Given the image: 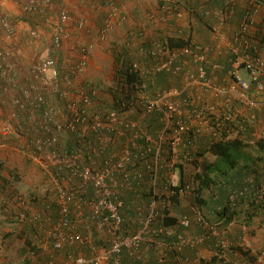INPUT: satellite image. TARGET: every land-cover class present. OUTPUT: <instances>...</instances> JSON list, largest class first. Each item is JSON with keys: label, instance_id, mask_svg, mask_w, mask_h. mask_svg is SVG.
<instances>
[{"label": "built area", "instance_id": "2783aa9c", "mask_svg": "<svg viewBox=\"0 0 264 264\" xmlns=\"http://www.w3.org/2000/svg\"><path fill=\"white\" fill-rule=\"evenodd\" d=\"M111 8L107 27H110V18L117 15L115 0H104ZM205 1V0H204ZM36 2H31L33 6ZM262 6L261 0H250L246 7L239 30L228 39L223 33L218 34L217 40L213 44L202 45L191 42L184 47H170L166 41L152 42L148 50L144 49L147 57L153 58L156 64L151 68H144L143 74L146 77L156 76L158 73H169L173 76H180L184 72L187 74V82L184 87L173 86L157 94L150 96L146 91H142L136 103L142 104L143 114L151 115L157 111L163 113L165 126L159 135V142L162 144L167 139V129L172 128L171 153L173 161L169 164L173 168L174 161L177 160L179 148L183 141V133L194 130L195 137L202 134L203 129L209 132L215 139L227 140L230 138H240L245 144L257 146V142L264 140V119H260V112L264 107V55L259 42L252 38L250 30L254 26L255 17ZM161 19L168 21L172 17L181 18L184 11L175 6H165L162 8ZM236 12L235 0H223L222 7L218 11V29L229 24ZM208 11H205L207 14ZM70 22V15L67 11L60 13L59 24L52 36L53 49L59 50L63 41L68 37L67 24ZM85 22L81 21L80 26ZM36 33L34 32L33 35ZM144 33L140 32L139 36ZM227 47L228 60L231 69L227 71L231 82L218 84L216 81V71L225 70L222 64L214 62L210 56L212 50L221 51L222 46ZM88 48L83 47L81 56L75 65H70L67 73L61 72L55 57L42 59L31 68V83L23 90L24 101L17 100L22 119L10 122L1 130L4 137L14 136L18 139L27 137L24 152L29 151L34 160H38L42 168L46 170V175L51 176L56 181L58 192V204L60 206L61 218L58 226L52 235L57 241L53 249L62 252L67 245L79 242L81 245H89L92 248V256L87 257L74 253H67V259L62 264H149V262L139 254L140 248L146 244L145 250L158 247V258L166 252L175 253L177 264L189 263L188 257H183L187 249L197 250L199 246L207 240H214L215 257L219 259L227 258V251L231 244L223 236L220 223L211 222L198 208H193V215H183L179 224L189 228L192 224H198L203 232L188 237L185 234H175L167 229L169 235L166 242L156 241V235L163 233L152 224L156 220L158 202L156 196V185L159 173V159L161 150H154L151 160H146L147 168L153 173L152 187L154 197L149 203V214L142 220V228L130 235L120 233L124 218L121 213L123 200L118 198L116 189L120 187H130L134 177L127 170L130 162L136 161L139 157L145 158L153 151L151 143L156 142L137 121L128 120L127 117L120 116L116 111H110L105 117L96 114L93 109L94 101L91 94L96 95L98 90L90 86L89 83H80L78 87H70L75 83L74 79L84 70L86 66ZM9 53L0 52V68L4 75H9L12 65L8 57ZM2 58V59H1ZM3 60V61H2ZM192 65L194 69H186ZM139 62L132 63L133 69L140 68ZM194 70V71H193ZM240 71L248 73V77ZM71 74L74 75L71 77ZM145 88L146 86L143 85ZM189 89H195L193 95L187 94ZM210 96L214 99L210 100ZM54 98V101L51 100ZM125 106V104H123ZM142 128V129H141ZM94 133L98 144L102 150L112 135L125 136L130 140L122 154H112L106 160L104 169L96 168L94 164L80 167L78 159L81 157V148H74L69 151L66 147L59 148L58 144L65 134H73L74 137L84 146H89L91 151L96 152V148L91 144L88 135ZM145 136L149 143L145 151L133 152L137 148V139ZM88 139V140H87ZM3 142L0 139V148ZM158 148V147H157ZM114 160L115 162L113 163ZM151 161V162H150ZM64 166L70 171V177L79 178L85 183L93 185V197L91 199L78 200L68 187L63 183L70 180L64 176L56 175L51 169L52 166L61 168ZM116 172L123 173V179L116 178ZM50 177V178H51ZM60 179V180H59ZM58 180V181H57ZM248 185L241 190H237L230 195V200L235 201L238 197H250L255 205L264 211V181L258 182L254 179L248 180ZM179 186V180L171 176L165 190L169 195L173 194L172 188ZM74 204L77 209V218L86 222V234L69 233L62 231L71 225L70 207ZM89 212L87 213V209ZM21 213V218L25 217ZM34 218H41L35 214ZM99 231L108 230L112 236L111 245L98 250L93 246V228ZM51 234V232H50ZM175 234V235H174ZM47 247V245H45ZM124 252L133 259L130 262H123ZM253 255V252H251ZM161 256V257H160ZM195 264H201L202 259L199 252H196L193 260ZM42 264H60L55 260H48ZM236 264H257L256 261H239Z\"/></svg>", "mask_w": 264, "mask_h": 264}, {"label": "crops", "instance_id": "0c3cea01", "mask_svg": "<svg viewBox=\"0 0 264 264\" xmlns=\"http://www.w3.org/2000/svg\"><path fill=\"white\" fill-rule=\"evenodd\" d=\"M32 1L36 4L30 6ZM261 1L262 6L255 17L250 34L261 44L264 55V0ZM115 2L117 15L110 18L111 25L107 27L111 8L104 0H0V52L9 53L8 57L4 56L3 59H9L12 65L7 76L0 68V132L8 123L22 119L16 101H24L23 90L32 81L31 68L42 59L50 56L55 57L58 68L61 72L67 73L70 70V65H75L78 62L82 48L87 47V63L84 70L74 79L75 83L66 86L77 88L81 82L92 84L98 88V97L109 102L111 87H114L117 71L121 69L122 65L121 62L116 61L118 51L125 48L131 60L139 62L143 68L147 69L154 66L156 61L147 57L144 49L148 50L154 41L163 42L172 35H182L184 32L190 33L188 36L193 42L202 45L213 44L214 40L219 39L218 34L220 33L230 39L239 30L242 15L250 0H235V15L229 24L221 29L217 28L219 25L218 11L222 7L223 0H115ZM170 5L181 8L184 11V16L181 18L172 17L168 21H163L161 19L164 14L162 8ZM64 10L70 15V22L67 24L68 37L64 39L59 50H54L52 36L59 24L60 13ZM206 10L207 14H205ZM81 21L85 22L84 26H80ZM34 32L35 35H33ZM140 32H143L144 35L139 36ZM210 56L214 62L226 67L225 70H218L215 73L218 84L231 82L230 75L227 73L231 69L227 47L223 45L221 51L212 50ZM186 69L192 70L194 67L189 65ZM240 72L242 75L245 73V71ZM73 76L71 74V77ZM186 82V72L181 74L179 79L174 80V84L180 87H184ZM194 93H196L195 89H189L185 95ZM51 100L54 101V98L51 97ZM210 100L214 99L210 96ZM94 107H96L95 104ZM125 117L128 120L137 121L143 127L148 124V118L151 116L131 111ZM260 119H264V107L260 112ZM207 136H209V132L203 129L196 144H205ZM26 138L18 139L11 135L4 137L0 133V139L3 142V146L0 148V162L3 163L2 175L6 179H14L16 174H20L19 168L29 178H26L25 185L15 184L14 187L21 191V187L24 186V189L28 191L26 195H36L43 201L46 195V193L44 195V190L53 184L50 183L48 186L43 183L44 181L38 182L32 178L37 174V171L31 167L35 160L29 153L21 150L25 146ZM111 145L113 149L118 150L117 148L120 147L123 148L120 150H124L130 145V140L125 136L113 135ZM161 147L162 144L158 142L157 149L161 150ZM262 157H264V153L258 151L253 159ZM41 169L43 168L41 167ZM251 169L249 174L243 170H239L237 176L233 174L235 175L232 179L235 182L234 185L240 187L249 178L258 182L264 181V162H258ZM193 170L194 168L190 167L188 172L191 173ZM172 176L174 177L175 174ZM23 179L24 177H22ZM226 194V189L222 190L219 187L211 188L205 192L203 198L209 206L205 207L203 212L212 221L221 222L215 212L222 210ZM4 199L5 194L0 189V264H22L24 246L17 247V245H21L20 242L23 241L14 234L25 229L26 224L17 223L13 210L4 207ZM26 200L29 202V199L26 198ZM193 201L194 196L192 195L183 197L181 203L183 208L178 210L180 217L188 214L191 210L190 213L193 212L194 207L191 206ZM245 208V204L244 208L241 206L240 213L229 226L222 228L223 236L227 238V241L241 249L247 247L243 240L247 244L249 243L250 247L253 242L252 246L256 247L260 244L256 240L264 239V214L257 215L248 221L246 213H244ZM183 232L188 237H194L203 232V229L194 223L189 229L185 228ZM8 235L12 236L6 238ZM229 238L232 241H229ZM215 248L214 240L210 239L199 246L197 250H185L182 256L190 259L189 263L185 264H195L193 260L197 251L202 259L201 264H208L215 256ZM250 252L258 256L257 250L252 248ZM61 255L60 261L64 263L65 256ZM227 258L231 264L246 261L243 254L237 250H228ZM262 258L264 259V257ZM263 259L257 257L256 263L264 264ZM35 261L36 258L33 259V263ZM215 264L222 263L217 261Z\"/></svg>", "mask_w": 264, "mask_h": 264}, {"label": "trees", "instance_id": "16d2710c", "mask_svg": "<svg viewBox=\"0 0 264 264\" xmlns=\"http://www.w3.org/2000/svg\"><path fill=\"white\" fill-rule=\"evenodd\" d=\"M188 35H190V33L187 32H184L182 35H172L167 38V43L170 47L187 46L192 42L191 37ZM116 61L118 63L121 62L122 65L121 69L117 71V77L115 78V84H117V87H115V84L113 85L114 87H111V100L108 102L105 99L99 98L98 93L93 95L91 94V91H87V93H90L92 100L96 105V107L93 108L94 111L102 117H105L110 111H116L122 117H125L126 114L131 111L143 113L142 104L139 103V101L136 103L142 91H146L150 96H153L159 91L178 86L174 84V80L179 79V76H173L169 73L162 72L156 74L155 77H146L142 73L144 69L142 66L138 69H133L132 63L134 61L131 60L125 48L117 52ZM89 85L98 90L96 86H93L92 84ZM143 85L146 87L144 88ZM123 104H125V106H123ZM150 116L151 117H149L147 121L148 124L142 128L150 134L156 142V145L151 143L153 151L146 155L145 158L139 157L136 161L128 163L127 170L131 176L134 177L132 185L126 188L119 186L116 189L117 197L121 198L124 202L121 208L124 221L120 230V233L124 235L133 234L142 228V220H144L149 214V203L154 197L152 187L153 171L151 172L147 168L148 165L146 160L152 159L155 146L156 149L158 147L159 135L163 131L166 122L163 113L158 111ZM195 130L196 129L183 133V141L179 148L178 158L174 161L175 163L173 166V168L178 170L179 173V186L172 188L174 193L171 195L168 194L165 187L168 185L170 173L173 170V168L171 169L169 167V164L173 161L171 153L172 128L167 129V139L162 142L161 156L159 159L160 169L155 196L158 202L156 211L157 215L152 227H156L157 231L163 228L165 232L158 233L156 235V241L166 242L167 239H169L167 238L169 236L166 232L167 229L174 231L175 234H184L183 231H185V227L180 226V216L176 213L179 209L183 208L181 207L183 197L187 195L194 196V201L191 203V206L198 208L203 212V209L209 206L203 196L205 192L211 188L219 187L220 189H226L227 191L222 210H216L215 212V214L221 219V222L212 221L207 217L206 213L203 212L211 222L220 223L222 232V228L229 226L233 219L240 213V207L242 206V208H244V204L246 206L244 213H246L245 216L248 221L257 215L264 214L263 209L256 206L255 202H253L250 197H238L235 201L230 200V195L237 190H241L244 186H247L248 180L251 179L249 178L246 183L237 187L232 180L234 176H237L239 170L246 171L249 174V171H252L251 168H254L258 162H264V157L259 159L249 158V160L245 162L246 165H241L240 159L245 155L243 150L250 145L245 144L238 137L227 140H217L212 135L207 136L208 138L205 140V144H196L198 137H195ZM88 138L92 140L91 144L96 148V152L92 150L91 154L89 153V146H84L82 142L80 143L74 137L73 134H65L59 142L58 147H66L69 151L76 147L81 148V157L78 159V164L81 168L86 165L94 164L96 168L104 169L106 167V160L110 159L112 154L120 155L124 151L120 150L123 149L120 147L117 148L118 150L115 148L113 149L111 145L112 138L105 146L104 150H102L100 144H98L94 133L90 134V136L88 135ZM148 145L149 143L146 141L145 136H141L137 139V148L135 150L131 148V150L133 152L141 153L146 150ZM256 145L257 150L264 153V140L258 141ZM26 153L30 152L27 151ZM209 156H213L215 159L211 161ZM112 161L113 163L115 162L114 160ZM190 167H194V171L191 173L188 172ZM2 168L3 163L0 162V189L5 194V201L3 202L4 207L13 210L12 212L15 214L14 217L17 222H20L21 225L26 224L24 226L25 229L14 234L16 237H20L25 241L22 254V264H35L36 261V264H42L48 260H55L54 256H59L58 254H63L65 259H67V253L69 252L74 253L75 257L79 254H83L87 257L92 256V248L86 244L81 245L79 242L67 245L62 252L53 249L57 238L52 235V233L55 232L54 229L58 226L61 214L60 206L58 204V192L56 190L57 188H55L56 181H51L52 177L46 175L45 169L42 170L53 185L47 189L43 201L34 195L33 197L31 196L28 202L25 200L24 196H22L20 190L14 187L15 181L18 180L20 176L18 177V174H16L14 179H6L2 175ZM51 169L56 175L64 176L70 180V171L64 166L61 165V168L58 166H52ZM115 174L116 178L120 180L123 179L122 172H116ZM63 185L68 187L70 192L73 193L78 200L91 199L93 197V185L89 182L85 183L83 180H79V178H72L68 184L63 183ZM70 209L71 225L62 228V231L67 234L77 232L86 234V222L77 218V207L74 204H71ZM85 209L87 208L85 207ZM88 212L89 209H87V213ZM21 213H25L26 215L23 219L20 217ZM189 213L186 215H193L194 212ZM35 214L40 215L41 218H34ZM248 221L246 222L247 224L249 223ZM92 235L93 246L98 250L107 248L111 245L112 236L108 233L107 229L99 231L94 227ZM11 236L12 235H8L6 238ZM10 244L8 245L9 248ZM45 245H47V247H45ZM145 246L146 244L140 248L139 254H141L149 264H177L175 253L167 252L166 249L162 247L161 250L166 253L163 254L162 257L160 256L161 258H158L159 250L157 246L156 252L155 249L146 251ZM230 250L239 251L246 258V261L257 260V256L252 255L250 250L241 249L239 247L236 248L233 245H231ZM34 258H36V261L33 263ZM122 260L123 262H130L133 259L128 253L124 252ZM217 261L222 264H231L229 261L219 259L215 256L208 264H215Z\"/></svg>", "mask_w": 264, "mask_h": 264}, {"label": "rangeland", "instance_id": "374dc122", "mask_svg": "<svg viewBox=\"0 0 264 264\" xmlns=\"http://www.w3.org/2000/svg\"><path fill=\"white\" fill-rule=\"evenodd\" d=\"M244 75H245V77H248V73L247 72H245V73H243ZM115 81V80H114ZM115 87H117V84H115ZM243 153L246 155H243V158L242 159H240V162H241V165H243V163H245V162H247L248 160H249V158H254V156H255V154L256 153H258V150H257V147L256 146H248V147H246L244 150H243ZM209 159L211 160V161H213L215 158L213 157V156H209ZM31 167L33 168V169H35L36 171H37V174L35 175V176H33L32 178L33 179H36L38 182H41V180L42 181H44L43 183H45V184H47L48 186H49V184L50 183H52L49 179H48V177H46L45 176V174H44V172H43V170L41 169V164L38 162V160H35V162L34 163H32L31 164ZM194 168V167H193ZM172 169V168H171ZM18 170L20 171L19 173L20 174H18L17 176L19 177L20 176V178L18 179V180H16L15 181V184L16 185H20V186H22V185H25V183L27 182V179L29 178V176L28 175H26V174H24V173H22L21 172V170L18 168ZM194 171V170H193ZM175 174V176H174V178H176V179H179V173H178V170H175L174 168H173V170L171 171V173H170V177H169V179L171 178V176L172 175H174ZM17 177V178H18ZM22 177H24V179L22 180ZM27 178V179H26ZM22 181V182H21ZM24 183V184H23ZM22 188V190L20 191L21 192V194H22V196H24V198H25V200H26V198L27 199H30L31 198V196H34V195H31V194H29V195H26V193L28 192L26 189H24V186L23 187H21ZM48 189V188H47ZM47 189H45L44 190V195H45V193H47ZM176 213H178V214H180L179 213V211L178 212H176ZM15 216V215H14ZM18 224H20V222H17ZM226 240H227V238H225ZM230 239V238H229ZM23 242H20L21 243V245H17V247L18 246H20V247H23V246H25V241L24 240H22ZM229 241H232L231 239L229 240ZM243 242H244V245H246L247 247H246V249H249V250H251L252 248H253V250L255 249V250H257V252H258V256L257 257H259L260 259H263L262 257H264V239L263 240H256V242H259L260 244L258 245V246H256V247H253L252 246V244H253V242L251 243V247L247 244V242H245L244 240H243ZM57 255V254H56ZM59 256H54V259H55V261L56 262H58V263H60V264H62V262L60 261V258L62 257V255H60V254H58ZM263 261H264V259H263Z\"/></svg>", "mask_w": 264, "mask_h": 264}]
</instances>
